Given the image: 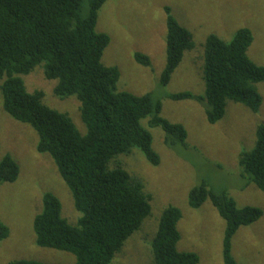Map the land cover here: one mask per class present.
<instances>
[{
	"label": "trees",
	"instance_id": "trees-1",
	"mask_svg": "<svg viewBox=\"0 0 264 264\" xmlns=\"http://www.w3.org/2000/svg\"><path fill=\"white\" fill-rule=\"evenodd\" d=\"M107 0H0V83L2 107L13 120L36 132L37 151L54 161L72 192L76 224L62 215V204L52 193L43 196L42 212L34 220L38 247L75 256L76 264H113L126 242L152 215V197L144 183L121 166L119 156L139 150L152 166L161 163L153 148V136L142 121L165 133V144L184 145L188 131L160 114L161 101L152 93L136 96L118 90L120 71L104 66L102 59L110 44L107 34L96 30L99 10ZM166 67L160 84L167 86L187 51L195 48L193 34L166 8ZM252 32L241 28L229 42L215 34L204 45L203 81L205 96L191 92L172 100H196L205 105L210 124L221 121L229 102L258 113L263 99L258 84L264 83V66L248 56ZM150 67V59L136 54ZM41 67L49 81H57L54 96L75 97L80 102L78 127L71 112H58L44 103L43 91L29 92L22 77ZM74 116V115H73ZM81 130H80V129ZM244 188L255 185L264 193V125L256 131V145L239 157ZM20 167L7 155L0 159V183H14ZM210 201L225 221L222 241L223 264H239L232 252L233 239L241 227L251 226L264 215L261 208H239L227 192L203 183L190 191L189 205L198 209ZM181 210L166 208L152 241L153 264H199L195 252H180L178 224ZM10 229L0 218V243ZM8 264H46L16 260Z\"/></svg>",
	"mask_w": 264,
	"mask_h": 264
},
{
	"label": "rangeland",
	"instance_id": "rangeland-1",
	"mask_svg": "<svg viewBox=\"0 0 264 264\" xmlns=\"http://www.w3.org/2000/svg\"><path fill=\"white\" fill-rule=\"evenodd\" d=\"M89 2L85 0L86 6ZM166 8L193 34L195 48L185 53L170 83L162 86L160 79L167 62ZM241 28L253 34L249 58L264 66V0H107L99 10L96 30L110 37L102 62L119 69L118 90L136 96L152 93L161 101L160 115L188 131L184 145L168 147L162 129L151 128L150 119L143 120L161 157L160 165L149 164L139 150L115 159L113 167L121 166L144 183L152 197V215L126 242L113 264H153L152 241L169 206L182 213L178 250L195 252L199 264H223L225 221L209 200L198 209L189 205L190 191L203 183L214 191L227 192L239 208L254 206L264 212V193L255 185L244 188L246 180L239 166L240 155L254 149L257 128L264 125V83L258 84L263 99L258 113L229 102L225 117L216 124L207 121L203 103L171 99L185 92L205 96L202 76L207 38L215 34L229 42ZM136 54L148 57L151 66L138 63ZM22 78L29 92L43 91L48 107L62 113L70 111L82 128L80 102L75 97L57 99L53 94L57 81L47 80L41 67ZM37 141L32 127L4 112L0 83V159L12 156L21 171L14 183H0V218L10 229L9 237L0 243V264L16 260L76 264L74 255L36 244L34 220L42 212L44 194L52 193L60 200L62 215L71 224H76L81 215L54 161L37 151ZM232 252L239 264H264V215L253 225L239 229Z\"/></svg>",
	"mask_w": 264,
	"mask_h": 264
}]
</instances>
